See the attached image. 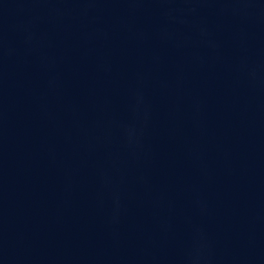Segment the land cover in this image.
<instances>
[{
    "label": "water",
    "instance_id": "95a60500",
    "mask_svg": "<svg viewBox=\"0 0 264 264\" xmlns=\"http://www.w3.org/2000/svg\"><path fill=\"white\" fill-rule=\"evenodd\" d=\"M0 264H264V0H0Z\"/></svg>",
    "mask_w": 264,
    "mask_h": 264
}]
</instances>
